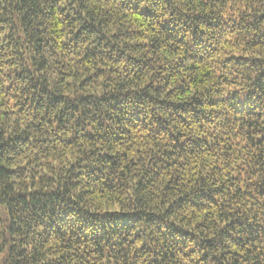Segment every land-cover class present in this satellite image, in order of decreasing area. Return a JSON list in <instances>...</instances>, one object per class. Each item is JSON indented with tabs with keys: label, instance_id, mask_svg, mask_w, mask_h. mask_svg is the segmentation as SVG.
I'll return each instance as SVG.
<instances>
[{
	"label": "trees",
	"instance_id": "trees-1",
	"mask_svg": "<svg viewBox=\"0 0 264 264\" xmlns=\"http://www.w3.org/2000/svg\"><path fill=\"white\" fill-rule=\"evenodd\" d=\"M0 264H264V0H0Z\"/></svg>",
	"mask_w": 264,
	"mask_h": 264
}]
</instances>
